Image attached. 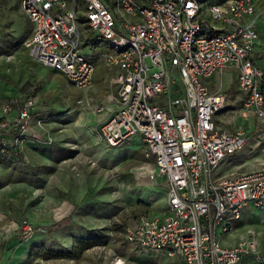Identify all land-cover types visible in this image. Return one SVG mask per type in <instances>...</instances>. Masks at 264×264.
I'll return each mask as SVG.
<instances>
[{
    "label": "built area",
    "instance_id": "1",
    "mask_svg": "<svg viewBox=\"0 0 264 264\" xmlns=\"http://www.w3.org/2000/svg\"><path fill=\"white\" fill-rule=\"evenodd\" d=\"M71 2L21 0L33 26L26 46L34 61L79 89L92 87L98 60L110 69L107 94L83 100V109L102 113L115 104L100 140L117 147L141 134L145 156L157 168L150 179L158 180L167 200L165 209L126 225V240L162 250L179 264L262 261L253 231L234 246L218 240L237 228L247 207L264 209V161L249 172L215 174L248 136L240 126L220 130L216 117L226 107V92L201 80L235 72L244 92L241 108L264 124V71L252 58L261 16L255 0H84L88 39L110 43L109 51L92 56L81 52L79 7ZM39 105L32 93L0 99V163L27 164L26 149L44 141L36 128L45 130L46 120L34 117Z\"/></svg>",
    "mask_w": 264,
    "mask_h": 264
},
{
    "label": "rangeland",
    "instance_id": "2",
    "mask_svg": "<svg viewBox=\"0 0 264 264\" xmlns=\"http://www.w3.org/2000/svg\"><path fill=\"white\" fill-rule=\"evenodd\" d=\"M76 1L81 52L92 56L109 51L108 40L88 39L86 5L84 0ZM26 17L21 0H0V99L4 95L34 94L43 101L34 117L46 120L45 130L36 129L42 136L54 132L55 141L39 153L27 148V164H0V237H39L26 264H112L119 259L125 264H179L162 250L144 249L125 238L126 225L165 209L167 203L158 180L150 179L157 168L145 156L143 137L133 135L117 147L103 145L101 125L93 126L89 112L83 109L82 101L92 96V91L77 88L61 72L31 58L26 42L32 23L28 25ZM5 37H19L18 44L9 43ZM255 58L262 59L264 65V55ZM201 80L213 89L224 84L227 104L216 117L220 130L240 126L248 136L245 147L227 156L215 174L255 170L264 161V124L241 108L244 92L238 86L237 74L225 70ZM24 221L35 227L34 232L25 230ZM236 225L233 231L219 234V242L234 246L253 231L264 264V209L247 207Z\"/></svg>",
    "mask_w": 264,
    "mask_h": 264
},
{
    "label": "crops",
    "instance_id": "3",
    "mask_svg": "<svg viewBox=\"0 0 264 264\" xmlns=\"http://www.w3.org/2000/svg\"><path fill=\"white\" fill-rule=\"evenodd\" d=\"M255 8H256V13L261 14V16L257 19V28H259L258 33L260 36V41L259 42L256 41L255 48L252 52V58L255 61V63L264 71V68H263L264 65H262L263 60L262 59L258 60L255 58V56L264 55L263 54L264 53V20L261 21V17L264 16V0H255ZM256 48H258V54H255ZM222 74H225V73H222ZM109 75H110V69H108V67H106L103 62L98 61L96 64V74L94 78V83L92 87L90 88V91H92L91 92L92 96H88L87 98L99 99L103 95L107 94L108 89H109L108 87ZM223 86L224 84L222 82L220 84V87H222L223 89ZM92 88H96V89L93 90ZM114 108H115V104H110L107 106L106 110L102 113H91L88 111L89 113H87V115L90 116V121L92 122L93 126L95 127L98 125L100 126L103 124L105 119H107V117L111 115ZM54 135H55L54 132H50V134L49 132L45 133L43 135L44 141L37 142L35 144L30 145L28 147L29 148L28 150L30 152L35 151L39 153V151L46 148V146H52V144H50L47 140L49 139V137H51L55 141ZM102 143L104 146H107L105 142L102 141ZM21 238L17 236L0 237V264H26L27 263L30 257L31 251L33 250V248L36 247L35 244L38 242L39 237L33 234L31 236L25 235L24 237H21Z\"/></svg>",
    "mask_w": 264,
    "mask_h": 264
},
{
    "label": "trees",
    "instance_id": "4",
    "mask_svg": "<svg viewBox=\"0 0 264 264\" xmlns=\"http://www.w3.org/2000/svg\"><path fill=\"white\" fill-rule=\"evenodd\" d=\"M4 1H6V0H2V3L4 2ZM206 1V0H205ZM27 18V17H26ZM27 21H28V25H29V19L27 18ZM31 29H33V26L31 25ZM6 38V37H5ZM19 38V37H18ZM18 38H6L7 40H8V42L9 43H12L13 45H17L18 44ZM20 39H22V37L20 38ZM0 164H6V163H0ZM6 165H8V164H6ZM126 227V226H125ZM124 231H125V228H124ZM246 264H262L261 262L259 263V262H246Z\"/></svg>",
    "mask_w": 264,
    "mask_h": 264
}]
</instances>
